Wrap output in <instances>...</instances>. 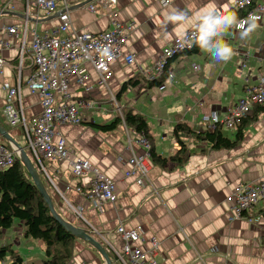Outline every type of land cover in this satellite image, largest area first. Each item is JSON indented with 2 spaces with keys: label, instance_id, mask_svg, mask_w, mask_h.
<instances>
[{
  "label": "crops",
  "instance_id": "obj_1",
  "mask_svg": "<svg viewBox=\"0 0 264 264\" xmlns=\"http://www.w3.org/2000/svg\"><path fill=\"white\" fill-rule=\"evenodd\" d=\"M6 2L8 0H0V6ZM232 2L116 0L115 5L105 8L95 5L93 13L86 6L93 5L94 0H78L68 7L67 34L97 35L108 30L111 22L132 24V29L122 47V57L108 62L110 78L105 88L96 86L97 75L87 64L83 66L87 74L85 87L91 88L89 92L77 87L73 79L69 80L71 101L81 99L90 108L83 111L86 120L80 125L58 126L54 131L77 156L114 182L116 199L105 203L100 210L92 209L83 196L88 175L73 176L64 162L47 163L45 172L48 180L62 193L69 206L58 196H53L66 222L84 230L90 226L115 248L121 245L115 233L118 226L124 230L140 227L141 241L136 246L145 259L159 264H224L225 261L230 264H264V216L261 212L264 202H259L247 213L246 218L251 222L231 219L234 187L264 180V113L251 118V112L242 140L230 149L195 153L180 166H160L149 159V185H136L135 175L124 177V172L129 170L127 159L130 153L135 156L143 153L134 144L137 134L122 123L108 132L96 128L111 123L117 116L110 100L112 96L118 108L126 104L144 118L149 147L156 156L167 159L179 148L172 136L175 123H185L191 130L198 131L206 130L201 116L216 112L220 118L223 117L248 88L256 86L264 77V17L243 40L238 34L234 38L231 36L232 26L213 38L223 40L233 49V55L227 61L216 60L212 55L213 49L204 41L198 53L173 59L168 65L173 78L169 80L163 76L157 87L143 85L139 68L152 67L163 48L171 45L178 36L203 24V14L214 9L216 13L228 16L233 9ZM9 5L11 8L0 13V42L9 45L8 48L0 47V58L4 61L0 67V128L15 141L23 137L22 132L20 128L10 129L2 118L5 92L1 87L6 85L19 89L20 108L26 122L39 114V99L25 88L32 68L25 55L19 64L18 49L29 46L34 31L53 32L58 19L55 13L48 16L38 14L34 19L35 11L32 9L25 18L22 3L10 2ZM60 9L58 7L57 12H61ZM24 25L27 27L25 33ZM5 27H14L19 34L11 37L4 32ZM126 55L132 56L131 64L123 61ZM191 65L198 66V70L193 71ZM135 79L138 84H128L120 95L122 85ZM221 131L232 140L234 130L221 128ZM0 140L5 142L1 137ZM127 140L131 143L130 149ZM180 140L188 149L193 146L205 148L183 136ZM65 187L69 189L64 190ZM70 208L76 210L82 219ZM2 237L8 242L2 246L32 243L24 238L23 228L17 222L2 231ZM94 239L103 247L96 237ZM151 239L157 242L158 247L149 258L147 252ZM213 249L216 253L211 252ZM30 252L33 254L28 255L22 264H38L43 260L41 244L38 250ZM69 264L105 263L95 250L76 240Z\"/></svg>",
  "mask_w": 264,
  "mask_h": 264
},
{
  "label": "built area",
  "instance_id": "obj_2",
  "mask_svg": "<svg viewBox=\"0 0 264 264\" xmlns=\"http://www.w3.org/2000/svg\"><path fill=\"white\" fill-rule=\"evenodd\" d=\"M77 1L8 0L0 6V13H3L4 10L11 8L10 2H20L24 7L25 18L29 16V10L32 9L35 11L34 19L38 18V14L48 16L57 13L58 7L61 8V14L57 16L58 25L53 32L37 33L34 31L29 46L18 49L19 64L25 55L32 68L31 74L25 81V88L39 99L41 107L39 114L26 122L22 117L20 108L19 89L8 88L3 85L1 89L5 92V97L1 115L10 129H21L25 141L23 149L31 156L32 161L38 166V172L43 174L49 183L45 165L50 162L66 163L73 176L88 175L89 180L83 196L92 209L100 210L105 203L115 201L114 182L97 168L92 167L87 160L77 156L63 138L55 133L54 128L64 125H80L85 121L83 111H87L90 105L81 99L71 101L68 92L69 80L73 79L77 87L86 93L89 92L91 88L85 87L87 74L83 66L87 64L97 75L96 86L105 88L106 82L110 78L108 62L122 57V47L127 34L132 29V24L111 22L108 30L97 35L88 33L67 34L69 27L67 9ZM115 3L116 0H94V4H88L86 9L93 13L95 12V5L105 8L115 5ZM231 7L245 11V15L236 19L235 25H232L230 29L233 38L238 34V37L243 40L241 32L248 29L249 25L245 22L248 21L249 17H252L256 24L262 21L264 0H233ZM26 30L27 27L24 25L23 33ZM199 31L200 28L196 27L178 36L171 45L161 50L152 67L144 70L139 68V75L147 81L159 80L163 76L169 80L172 79V71L169 68L166 71L164 68L166 59L189 48ZM4 32L11 37L19 34L18 29L14 27H5ZM0 47L8 48L9 45L0 42ZM240 54L243 55L242 57H246L243 53ZM123 61L126 64H131L133 58L131 55H126L123 56ZM3 64L4 61L0 58V67ZM191 69L196 71L198 66L191 65ZM110 100L119 114V108L112 96H110ZM254 105H264V77L259 79L256 86L248 88L245 95L236 100L223 117L220 118L218 113L211 112L201 116L200 119L205 124L206 130L212 131L217 125L224 130H233L236 125L251 114ZM127 143L128 149H130V141L127 140ZM134 144L140 147L143 153L139 156L130 153L131 155L127 159L129 170L124 172V177L135 175L136 185H149V143L142 134H137ZM17 158L18 152L0 140V172L7 169ZM50 186L69 208L62 193L53 184L50 183ZM68 189L69 187L64 188V190ZM231 198V219H246L251 222L252 220L246 218V215L256 204L264 202V180L239 184L232 190ZM70 209L80 220L82 219L76 210ZM85 230L96 235L103 244L104 252L110 257L111 264H159L152 259H145L144 254L136 246L141 241L142 230L140 227L124 230L122 226H118L115 229V233L121 240V245L118 248L113 247L90 226H87ZM149 244L147 256L151 258L156 252L158 244L152 239ZM211 252L216 253V250L213 249ZM224 264H230V262L225 261Z\"/></svg>",
  "mask_w": 264,
  "mask_h": 264
},
{
  "label": "trees",
  "instance_id": "obj_3",
  "mask_svg": "<svg viewBox=\"0 0 264 264\" xmlns=\"http://www.w3.org/2000/svg\"><path fill=\"white\" fill-rule=\"evenodd\" d=\"M229 14H234L236 18H241L245 15V11L233 8ZM203 26V24L198 26L200 31L189 48L166 59L164 65L166 71L169 63L173 59L199 52L200 46L205 41L203 39ZM135 77L138 78L139 76L136 75ZM139 78H141L143 85L146 87H157L160 85L159 80L147 81L141 75ZM128 84H138V80L135 79L124 83L120 89V95L124 92ZM252 111L251 118L256 117V115L264 113V105H255ZM251 118L249 116L246 117L240 124L234 127L232 140L226 137L219 125L215 126L212 131H193L185 123L177 122L173 125L172 136L179 146L178 150H175L167 159H163L156 156L152 147H149L150 162L160 166L164 164L180 166L195 153H203L206 150L230 149L242 140L245 127ZM119 123H122L126 128L132 129L136 134H142L147 139V126L144 118L127 107L126 104L120 106L119 114H117L111 123L96 126V128L101 132H108L113 130ZM182 136L191 140L195 145H204L205 148L203 150L201 147L195 148L194 146L191 149L186 148L180 140ZM27 155L36 171H38L36 163L32 161L29 154ZM39 179L51 200L54 212L63 219L54 202L53 196L57 195L42 174H39ZM261 212L264 216V208ZM14 222L22 226L25 239L39 240L43 260L38 264H69L73 256V244L77 239L51 216L45 202L36 187L32 184L27 172L18 159H15L7 169L0 172V238L2 237V231L9 229ZM0 264H22V259L16 251L11 249V246H0Z\"/></svg>",
  "mask_w": 264,
  "mask_h": 264
},
{
  "label": "water",
  "instance_id": "obj_4",
  "mask_svg": "<svg viewBox=\"0 0 264 264\" xmlns=\"http://www.w3.org/2000/svg\"><path fill=\"white\" fill-rule=\"evenodd\" d=\"M61 12H57L54 16H58ZM0 137L8 143L11 147H13L18 152V160L21 165L24 167L25 171L27 172L32 184L36 187L37 191L39 192L41 198L45 202L51 216L54 220L60 224L67 232H69L73 237H75L78 241H81L95 250L101 259L104 261L105 264H111L108 255L104 252L103 247L98 243L94 237L96 235L88 233L86 230L73 226L70 223L66 222L65 220L61 219L53 210L51 200L47 193L45 192L42 183L39 179V172L36 171L33 163L29 159L27 153L24 149L17 145V143L13 140V138L6 133L2 128H0ZM99 234V233H98ZM102 235V234H100ZM97 238V237H96ZM98 239V238H97ZM99 240V239H98Z\"/></svg>",
  "mask_w": 264,
  "mask_h": 264
},
{
  "label": "clouds",
  "instance_id": "obj_5",
  "mask_svg": "<svg viewBox=\"0 0 264 264\" xmlns=\"http://www.w3.org/2000/svg\"><path fill=\"white\" fill-rule=\"evenodd\" d=\"M203 39L207 42V45L213 49L212 55L216 60L227 61L233 55V49L230 45L223 42L220 39H213L218 37L228 27L235 25L236 17L234 14L223 16L211 10L203 14ZM249 27L247 30L241 32V38H247L251 32L257 27L255 20L249 17ZM242 26V25H241Z\"/></svg>",
  "mask_w": 264,
  "mask_h": 264
},
{
  "label": "rangeland",
  "instance_id": "obj_6",
  "mask_svg": "<svg viewBox=\"0 0 264 264\" xmlns=\"http://www.w3.org/2000/svg\"><path fill=\"white\" fill-rule=\"evenodd\" d=\"M84 120H86L84 118ZM15 142L17 143L18 146L24 148L25 147V141H24V138H20V139H15ZM25 151V150H24ZM26 152V151H25ZM31 245L28 243V245H23L22 243H20L19 245L15 244V243H12L10 244L11 245V249L16 251L17 254L20 256V258L22 259V261H24L28 255H32L33 252H30V251H36L38 250V248H40V242L38 239H35V240H31ZM8 244V242H5V239H3V237L0 238V246L4 245V244ZM9 243H11L9 241ZM31 247V248H30Z\"/></svg>",
  "mask_w": 264,
  "mask_h": 264
}]
</instances>
